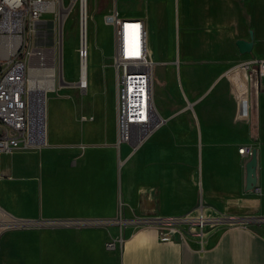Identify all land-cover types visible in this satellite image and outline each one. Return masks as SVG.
I'll return each instance as SVG.
<instances>
[{
	"label": "crops",
	"instance_id": "0c3cea01",
	"mask_svg": "<svg viewBox=\"0 0 264 264\" xmlns=\"http://www.w3.org/2000/svg\"><path fill=\"white\" fill-rule=\"evenodd\" d=\"M146 4L140 20L147 47L155 67H164L160 90L152 81L164 126L130 156L128 145L115 146L116 84L110 100L94 95L96 109L82 122L60 112L51 98L46 143L35 149L46 146L59 159L37 162L32 148L0 156V206L30 222L131 221L198 211L223 221L207 226L202 242H164L155 228L131 225L11 231L0 237L3 262L264 264V80L255 69L249 73V120L237 121L225 78L239 64L264 59V0ZM237 41L251 42L250 51L239 52ZM244 146L257 156L251 191L245 189L250 158L238 154ZM120 236L121 249L106 251L105 243Z\"/></svg>",
	"mask_w": 264,
	"mask_h": 264
},
{
	"label": "built area",
	"instance_id": "2783aa9c",
	"mask_svg": "<svg viewBox=\"0 0 264 264\" xmlns=\"http://www.w3.org/2000/svg\"><path fill=\"white\" fill-rule=\"evenodd\" d=\"M51 1L0 0V156L37 148L44 143L45 123L38 119L31 85L35 81L46 83L52 80L54 83L57 73L50 51L35 44L37 25L47 13ZM81 13L80 5V25ZM103 20L113 30L111 58L116 84L115 146L128 145L129 155L132 156L167 121L159 114L153 100L155 63L147 47L144 23L140 19L124 17L118 11L117 0H112L111 10ZM83 58H86V51L80 49L79 60ZM253 69L258 79L263 81L264 59L239 64L225 73L236 101L237 121L249 120L248 80ZM79 84V90L86 89L84 84ZM81 119L86 120L85 117ZM251 152L250 146L238 150L244 159L250 158ZM221 221L223 219L208 218L198 211L146 220H76L67 222L66 226H146L155 228L164 242L175 237H189L202 242L205 228ZM48 225L16 218L0 206V237L8 231ZM123 242L120 236L109 240L105 248L115 251L121 249Z\"/></svg>",
	"mask_w": 264,
	"mask_h": 264
},
{
	"label": "rangeland",
	"instance_id": "374dc122",
	"mask_svg": "<svg viewBox=\"0 0 264 264\" xmlns=\"http://www.w3.org/2000/svg\"><path fill=\"white\" fill-rule=\"evenodd\" d=\"M52 2L55 11L47 12L42 16V20L37 25V33L35 36V43L50 51L58 73V77L56 73L53 83L55 85L54 91L45 94L47 98L45 117H47L48 100L57 98L59 102L58 110L60 112L66 110L69 115L75 116L78 121L82 122L84 121L81 119L82 117L88 118L92 116V112L96 109L93 104L94 95L101 96L104 99L106 93V98L109 100L114 96L115 72L112 67L111 58L113 54V30L111 26L104 24L103 20L104 16L111 10L112 0H88V87L82 90H79L77 87L79 81V52L81 44L80 3L76 0L70 7L72 0H52ZM146 3L147 0H117L118 11L124 17L132 19L141 18L146 11ZM65 10H68L66 15L64 14ZM163 68L161 65L154 68L153 81L157 91L160 90L159 72ZM103 75H105L104 79ZM109 113L111 112L109 111ZM83 125V123L78 124L77 130L82 132ZM110 140L112 139H108V143ZM46 148V146H43L41 149L32 148L30 150L33 153L32 158L37 162L44 159L49 161L59 159L56 152H46ZM6 177L9 176L6 175ZM70 221L76 220H44L40 222L50 225L17 229L12 230V232H24L35 229L79 230L83 228L66 226L67 222ZM55 222H60L61 224L55 225ZM176 238L184 240L189 237H185L184 239ZM0 264L18 263H15L12 257L5 258L3 262L0 256Z\"/></svg>",
	"mask_w": 264,
	"mask_h": 264
},
{
	"label": "bare ground",
	"instance_id": "6f19581e",
	"mask_svg": "<svg viewBox=\"0 0 264 264\" xmlns=\"http://www.w3.org/2000/svg\"><path fill=\"white\" fill-rule=\"evenodd\" d=\"M81 5V34H80V49L86 51V58L82 59L80 61L79 65V81L78 84H84L87 88L88 86V60H89V50H88V0H78ZM55 11V7L53 2L51 1L50 4H48L47 12H53ZM66 11V10H65ZM64 11V12H65ZM36 44V43H35ZM46 83H41L35 81L33 83L32 89L34 91L33 93V99L35 104L36 113L39 116V120H43L45 123V132H44V143H46V102L47 98L45 97V94L48 92H52L55 89V85L53 84L52 80H47ZM79 84V85H80Z\"/></svg>",
	"mask_w": 264,
	"mask_h": 264
},
{
	"label": "water",
	"instance_id": "95a60500",
	"mask_svg": "<svg viewBox=\"0 0 264 264\" xmlns=\"http://www.w3.org/2000/svg\"><path fill=\"white\" fill-rule=\"evenodd\" d=\"M75 1L76 0H72V3L70 5V7L72 6V4ZM67 12H68V10H66L64 12V14L66 15ZM60 29H61V27H60ZM80 34H81V29H80ZM59 39H60V35H59ZM251 45H252L251 42H244V41H237L236 42V46H237L239 52H241V53L249 52L250 48H251ZM256 168H257L256 150L252 149L250 159L248 160V162L246 164V179H245V189H246V191L254 190L255 187H256V182H257Z\"/></svg>",
	"mask_w": 264,
	"mask_h": 264
}]
</instances>
